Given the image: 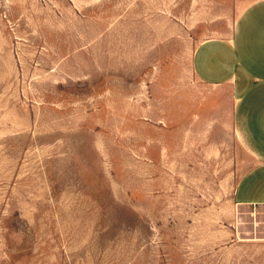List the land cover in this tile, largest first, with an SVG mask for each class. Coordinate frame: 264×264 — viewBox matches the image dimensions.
<instances>
[{
    "label": "rangeland",
    "instance_id": "rangeland-1",
    "mask_svg": "<svg viewBox=\"0 0 264 264\" xmlns=\"http://www.w3.org/2000/svg\"><path fill=\"white\" fill-rule=\"evenodd\" d=\"M251 1L0 0V264H264L190 66Z\"/></svg>",
    "mask_w": 264,
    "mask_h": 264
},
{
    "label": "crops",
    "instance_id": "crops-1",
    "mask_svg": "<svg viewBox=\"0 0 264 264\" xmlns=\"http://www.w3.org/2000/svg\"><path fill=\"white\" fill-rule=\"evenodd\" d=\"M190 66L226 101L221 115L238 150L233 202L264 207V0L249 2L228 30L195 43Z\"/></svg>",
    "mask_w": 264,
    "mask_h": 264
}]
</instances>
